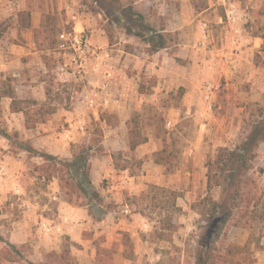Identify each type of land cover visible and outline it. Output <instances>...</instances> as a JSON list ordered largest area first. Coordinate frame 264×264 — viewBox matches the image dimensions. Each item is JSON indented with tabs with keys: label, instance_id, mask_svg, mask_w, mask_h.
Returning <instances> with one entry per match:
<instances>
[{
	"label": "rangeland",
	"instance_id": "374dc122",
	"mask_svg": "<svg viewBox=\"0 0 264 264\" xmlns=\"http://www.w3.org/2000/svg\"><path fill=\"white\" fill-rule=\"evenodd\" d=\"M134 1L27 0L29 8L41 11L43 25L56 24L54 38L59 30L72 25L67 24V20L75 13L81 14L83 24H88L93 40L102 36L114 45L116 69L108 93L112 97L120 96L121 100L119 106L108 103L97 111L87 109L78 101H74V107L69 103L74 85H64L56 79L51 55L44 74L45 99H27L25 106L32 110V118L47 119L56 115L63 122L67 119L69 122L65 125L72 128L71 136L78 134L77 140L76 136L68 142L62 138L53 145L58 157L70 160L73 150L91 145L88 152L94 155L90 159L89 177L101 195L103 208L85 205L87 198L77 188L72 189L68 184L61 188L57 178L46 180L51 162L42 164L43 158L23 149L29 144L24 135L13 130L8 132L14 140L11 139L9 147L2 152L9 153V158L15 160L7 162L15 174L0 176V264H44L45 255L50 251H68V264H197L198 255L203 257L208 250L223 255L229 243L242 245L239 240L243 233H248L244 244L247 250L235 254L234 263L255 264V254L257 248L262 247L259 241L264 233V142H257L246 169L229 170L223 166L221 170L222 164L215 161L219 152L224 153L221 148L235 149L256 123L264 121V74L261 82L240 79L235 85L229 83L225 87L224 76L218 74L217 82L221 86L213 99L210 117L198 115L207 124L206 129L196 121L194 113L174 114L173 108L181 104L185 91L173 77L193 73L188 65L193 59L214 56V60H225L228 52L229 57H233L238 52L235 43L240 41L241 31L251 30L257 35V29L246 21V14L237 24L228 23L223 8L208 0L222 19L211 15V21L201 20L207 23L209 32L204 45L198 44L199 37L195 45H191V51L181 56L178 43L183 37L169 32L164 36V47L152 51L154 47L149 45L148 39L153 36L152 31L164 27L165 20L158 14V8L143 9L140 1L136 4ZM204 2L194 0L195 4ZM12 17L1 19L0 29L13 26ZM37 36L42 38L41 30ZM254 42L255 39L252 45ZM214 48L219 52L212 56ZM243 58H248L249 65L260 62L256 51H250ZM149 62L156 67L157 63L163 64L161 76L148 66ZM133 74L135 80L122 93L118 81ZM137 93L142 96L137 98ZM248 93L255 98L247 99ZM76 114L85 117L83 132L72 125ZM152 115L163 118L159 128L157 122L148 120ZM134 119L147 136V141L138 145L142 154L136 151L137 147L130 150L128 144V130ZM198 142L204 146H197ZM195 147L196 157L190 151ZM155 159L167 160L170 169L167 170V164L155 163ZM55 167L65 169L58 163ZM209 169L217 176L234 174L236 187L231 191L232 199L223 184L207 188ZM127 177L130 178L128 184L124 183ZM15 188H20L18 194L13 192ZM224 196L230 207L221 208L222 213L228 212L222 223L219 214L211 215L212 202L204 204L202 201L210 197L211 201L219 203ZM105 208H108L105 216L98 220L99 209ZM73 209L77 210L72 212ZM64 215L69 217L64 222L65 228L60 229L56 238H50L53 247L48 250L49 244L37 234V228L49 238L52 231L43 229V226L49 227L42 224L43 218L50 220L51 228L63 221ZM25 219L31 224L27 232L22 230L24 224L16 226ZM75 223L77 225L73 226ZM167 223L171 224L170 228H165ZM209 225H212L210 231ZM17 227L20 228L15 234ZM8 243L14 244L16 251ZM6 251L10 252L12 261L4 260Z\"/></svg>",
	"mask_w": 264,
	"mask_h": 264
},
{
	"label": "crops",
	"instance_id": "0c3cea01",
	"mask_svg": "<svg viewBox=\"0 0 264 264\" xmlns=\"http://www.w3.org/2000/svg\"><path fill=\"white\" fill-rule=\"evenodd\" d=\"M136 1H140L143 9L147 8L152 11V9L158 8V14H160L165 20L164 31L177 32L183 37L178 43V54L181 56L184 53H189L192 49L191 45H195L196 39L200 37L201 20L206 19L209 21L211 15H213V18L222 19L221 16L216 14L215 9H212V5L209 4L208 0H205L202 4H195L194 0ZM136 1L133 3L136 4ZM235 1L245 6L246 9H243V7L241 8L247 15L246 21L249 20V22L255 26L257 29V35H254L255 31H246L243 29L241 31L240 41L235 43L238 48L236 55L229 57L228 52L224 58L225 60L222 58L214 60L213 55L217 54L218 51L214 48L211 51L213 57L210 59H193V61L188 64L193 73L189 75L187 74V76L186 74H180L179 76L175 74L173 77L174 81L178 82V86L182 87L185 91L181 104L173 108L174 114L180 115L182 111L194 113V115H196V121H199L201 126H204L205 129L207 128V124L203 119L198 118V115L200 114L201 116L203 115V117H206L211 113L213 99L218 93V86H221L220 83L217 82V79L220 76L218 74L224 76V87L229 85V83L235 85L240 79H248L249 81L256 83L261 82V76L264 74V8H262V6H264V0ZM152 6L154 8H152ZM21 10L30 11L29 28L18 29L17 12ZM9 16H13V26L0 29V87H3V81L9 79L14 91V99L16 102L20 103V106L23 107V109L18 111L10 110L12 98L1 96L0 131L5 130L8 133L13 130L19 132V134L24 135V139L27 140L37 151L43 150L50 154H58L57 152H53V145H56L62 138L68 142L75 139L76 136L75 140H77L78 134L71 136L70 132L72 128L65 125L69 122L67 119L63 122L61 119H58L56 115L47 119L32 118L31 116H34L32 115L33 113H31L32 110L25 106V100L27 99L40 101L44 100L46 96V81L44 79V74L48 71V61L51 63V52L50 48L40 46L39 41L35 39V31L36 29H39L41 25L42 13L39 10L29 8L27 0H0V20ZM73 16L71 23L74 28L80 29L88 27V24L82 23L81 14H74ZM70 17H72V14L69 15V18ZM253 39H255V42L252 45L251 42H253ZM94 40L101 44L108 43L107 39L102 36L96 37ZM222 51L223 50H221V52ZM250 51H256L257 55H259L260 62L257 63V65L253 62H250L251 65H249L248 58L243 60V56ZM123 65L124 63H122V66ZM148 66L151 67L153 71L157 72L158 76H161L160 71L163 70V64L157 63L156 67L153 65V62H149ZM181 67L183 66L181 65ZM123 73L124 70L121 71V77L124 75ZM135 78L136 76H134V74L131 77L125 75L124 78H120L121 80L117 83L119 86L121 84L120 91L125 93L126 87H130V83H133ZM138 95L141 94L137 93V98H139ZM117 97L119 98L120 96ZM246 98L253 100L255 97L248 93ZM140 100L142 101V99ZM119 105L120 102L117 106ZM121 110L122 109L119 111ZM201 128L202 127H200L199 130ZM10 142L9 139L0 134L1 177L3 175L5 176V174L12 176L15 174L13 169L7 165V162L9 163L14 159L9 158V153L2 152V150H6L7 147H9ZM197 146L203 147L204 145L202 142H198ZM260 146H262V144H260ZM136 151H141V154L143 152L138 146ZM190 151L195 157L198 155L196 147L191 148ZM64 154L67 156L68 152H65ZM13 192L18 194L20 188H15ZM76 210L77 209H73L72 212H75ZM68 218L67 215H64V220L62 219L63 221L58 222L54 226L52 225L51 228L48 223L50 220L45 217L43 218L44 221L42 224H48L49 226L48 228L43 226V229L45 228L48 231H52L51 236H48L49 238H47V236H45L46 233L44 234L40 231L41 228H37V234L44 238L45 244H49L47 245L49 246L47 247L48 250L53 247L50 243L53 242V239L50 238H56L58 236L60 229L65 228L66 224L64 222H67ZM106 218H108V216ZM35 220H38L37 217ZM23 221L16 226L24 224L25 227L22 228V230L24 229V231L27 232V228L30 227L31 224L29 225V222L26 219ZM102 222H104V220H102L101 223ZM76 225L77 223L73 224V226ZM19 228L20 227L14 228L13 233L16 234V229ZM247 236L248 233L242 234L239 240L240 244H245ZM37 241L40 243L39 240ZM259 245L262 247L261 249L257 248L255 254L257 260L255 261V264H264V233L261 235Z\"/></svg>",
	"mask_w": 264,
	"mask_h": 264
},
{
	"label": "trees",
	"instance_id": "16d2710c",
	"mask_svg": "<svg viewBox=\"0 0 264 264\" xmlns=\"http://www.w3.org/2000/svg\"><path fill=\"white\" fill-rule=\"evenodd\" d=\"M114 2V0H112ZM17 19H18V29H24L30 27V11L29 10H21L17 12ZM119 19L124 20L125 16H119ZM48 20V19H47ZM58 26V25H57ZM39 30L42 31V38L40 39L37 34L39 33ZM57 30L56 24H47L43 25L41 22L40 28L36 29L35 31V39L39 41L40 46L45 48H52L55 46V38L54 33ZM153 36L148 39V43L151 47H154L152 51H155L158 48L164 47V36L168 35L169 32L164 31V27H160L158 30H154ZM137 34V36H140V34ZM9 79H6L3 81V87H0V98L1 96H8L12 98V102L10 104V110L12 111H18L23 109V107L20 106L19 102H16L14 99V91L11 87V83L9 82ZM30 102V101H29ZM25 103H27V100H25ZM149 118L153 120L156 124V127L159 128L160 124L163 121L162 117H159L157 115H152V117L148 116ZM161 121V122H160ZM152 122L149 121V125H151ZM0 134H2L7 139L11 140V135L7 133V131L2 130L0 131ZM14 136L17 137V134L14 133ZM14 140V139H12ZM147 141V136L144 135L141 131V127L138 124V121L134 119L133 125L129 127L128 130V144L130 150H134L138 145L143 144ZM263 141L264 142V121H260L256 123L251 131L247 134L246 138L233 150L223 149L221 148V151L224 153L221 155V152L216 157V163L222 164L220 169L222 170L223 166L230 169H237L243 170L246 169V165L250 158L253 157L254 153L253 149L256 146L257 142ZM91 145L87 146H80L77 151H72V159H67L65 157L60 158L57 155H53L46 152L37 151L34 149L30 144H27L26 147L23 149L26 150L29 153H33L32 155L40 156L43 158V163L45 164L47 162H51V165L47 167V175L45 177L46 180H50L52 178H57L61 184V188L66 186L67 184L71 186V188H77L81 194H83V197L87 198L86 201H84L85 205H99L101 208L102 205H100L101 195L97 191L96 187L92 183L90 177H89V170H90V159L94 155V153H89L88 151L91 149ZM161 150V152H163ZM96 153V152H95ZM60 164L64 166L65 169H62V167L57 168L55 167L56 164ZM155 163L166 165L168 162L164 159H155ZM167 170L170 169L169 164L166 165ZM51 167V168H50ZM209 168V167H208ZM224 186V191L229 192L230 199L233 198L234 194L231 192H234V187H236V179L234 177V174H229L225 176H217V173L210 172L207 173V188L210 189L213 186ZM161 191L165 192V189H160ZM229 198V197H228ZM212 199L210 197H204L203 203H211V215L212 214H219L220 221L223 223L226 221V214L228 212H221V208L224 207H230V204L228 203V199H226V196H224L223 199L219 203L215 201H211ZM108 208L105 209H99L100 215L97 218L98 220L103 219L105 216V213L107 212ZM171 224L167 223L165 225V228H170ZM208 231L211 230L212 225H209ZM217 231L214 232V235L216 236L218 233ZM211 235V233H209ZM207 238V237H206ZM8 245L15 249L16 247L14 244L8 243ZM204 243H202V246ZM247 246L246 245H236L233 243H229L227 245V249L223 255H216L211 253L209 250L206 252V255L202 257V255H198L197 257V264H216V262H221V264H235L234 263V255L240 254L242 252H246ZM68 251H63L61 253H56L55 251H50L46 253L45 260L47 264H68L67 260ZM5 261H12L10 252H5L4 255ZM44 263V264H45ZM34 264V263H31ZM161 264V263H157Z\"/></svg>",
	"mask_w": 264,
	"mask_h": 264
},
{
	"label": "built area",
	"instance_id": "2783aa9c",
	"mask_svg": "<svg viewBox=\"0 0 264 264\" xmlns=\"http://www.w3.org/2000/svg\"><path fill=\"white\" fill-rule=\"evenodd\" d=\"M212 5L223 8L226 21L232 25L240 22L245 16L241 5L235 0H212ZM71 14L72 17L67 20V24L71 22L75 13ZM200 32L198 44L204 45L209 38L206 22H201ZM113 46L109 43H97L89 29L84 27L76 29L71 25L56 33L55 46L50 49L52 70L61 83L72 84V87L74 85L69 96V103L74 107V101H78L87 109L97 111L108 103L117 105L120 102L118 97H112L108 93L110 79L116 69ZM72 125L79 132L85 131V117L76 114ZM129 181L130 178L127 177L124 183L128 184Z\"/></svg>",
	"mask_w": 264,
	"mask_h": 264
}]
</instances>
